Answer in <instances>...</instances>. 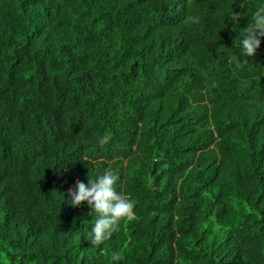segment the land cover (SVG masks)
<instances>
[{"label": "trees", "instance_id": "1", "mask_svg": "<svg viewBox=\"0 0 264 264\" xmlns=\"http://www.w3.org/2000/svg\"><path fill=\"white\" fill-rule=\"evenodd\" d=\"M259 2L0 0V264H264ZM107 168L135 218L96 246L61 195Z\"/></svg>", "mask_w": 264, "mask_h": 264}, {"label": "clouds", "instance_id": "2", "mask_svg": "<svg viewBox=\"0 0 264 264\" xmlns=\"http://www.w3.org/2000/svg\"><path fill=\"white\" fill-rule=\"evenodd\" d=\"M233 22H237L235 14H231ZM189 21L198 24L199 16L189 17ZM239 53L243 57H251L255 54L264 38V0L255 6L248 24L239 33ZM237 59H239L237 57ZM108 142V137H102L101 144ZM119 175L111 168L105 169L102 174L95 178L87 177V183L78 182L75 189L62 196L64 205L77 207L87 203L91 209L90 213L95 214V223L89 233V240L92 245L99 246L113 237L119 231L123 221H131L135 218L136 201L126 194L117 190ZM123 259L119 252H114L112 261Z\"/></svg>", "mask_w": 264, "mask_h": 264}]
</instances>
